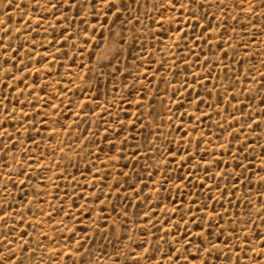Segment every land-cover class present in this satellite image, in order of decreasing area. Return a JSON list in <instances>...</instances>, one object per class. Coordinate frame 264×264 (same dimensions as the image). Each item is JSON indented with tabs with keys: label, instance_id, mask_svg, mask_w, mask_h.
Wrapping results in <instances>:
<instances>
[{
	"label": "rangeland",
	"instance_id": "1",
	"mask_svg": "<svg viewBox=\"0 0 264 264\" xmlns=\"http://www.w3.org/2000/svg\"><path fill=\"white\" fill-rule=\"evenodd\" d=\"M0 264H264V0H0Z\"/></svg>",
	"mask_w": 264,
	"mask_h": 264
},
{
	"label": "snow or ice",
	"instance_id": "2",
	"mask_svg": "<svg viewBox=\"0 0 264 264\" xmlns=\"http://www.w3.org/2000/svg\"><path fill=\"white\" fill-rule=\"evenodd\" d=\"M176 2L179 3V0H176ZM111 7H114V5H111V4H110V5H109V9H110ZM181 7H183V6L181 5ZM9 258H11V257H9Z\"/></svg>",
	"mask_w": 264,
	"mask_h": 264
}]
</instances>
